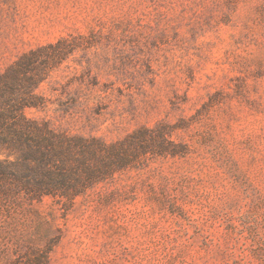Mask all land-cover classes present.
Here are the masks:
<instances>
[{"label": "rangeland", "instance_id": "1", "mask_svg": "<svg viewBox=\"0 0 264 264\" xmlns=\"http://www.w3.org/2000/svg\"><path fill=\"white\" fill-rule=\"evenodd\" d=\"M60 40L27 117L106 142L165 125L186 153L13 206L0 264H264V0H0V73Z\"/></svg>", "mask_w": 264, "mask_h": 264}, {"label": "trees", "instance_id": "2", "mask_svg": "<svg viewBox=\"0 0 264 264\" xmlns=\"http://www.w3.org/2000/svg\"><path fill=\"white\" fill-rule=\"evenodd\" d=\"M64 44L60 40L29 50L0 73V220L13 206L45 197L71 204L147 156L186 153L169 139L165 125L141 127L106 142L56 131L46 121L27 117L26 109L45 107L36 90L66 57ZM46 261L45 252L35 264Z\"/></svg>", "mask_w": 264, "mask_h": 264}]
</instances>
